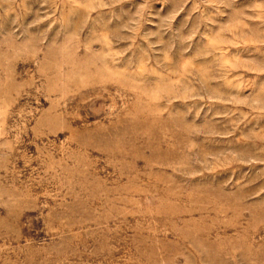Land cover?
<instances>
[{"label":"rangeland","instance_id":"1","mask_svg":"<svg viewBox=\"0 0 264 264\" xmlns=\"http://www.w3.org/2000/svg\"><path fill=\"white\" fill-rule=\"evenodd\" d=\"M0 264H264V0H0Z\"/></svg>","mask_w":264,"mask_h":264}]
</instances>
